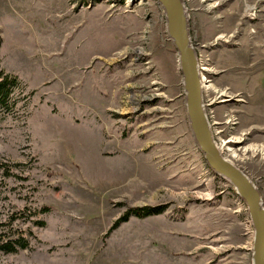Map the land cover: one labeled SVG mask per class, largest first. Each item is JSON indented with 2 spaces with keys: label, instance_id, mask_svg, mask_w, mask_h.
Masks as SVG:
<instances>
[{
  "label": "rangeland",
  "instance_id": "rangeland-1",
  "mask_svg": "<svg viewBox=\"0 0 264 264\" xmlns=\"http://www.w3.org/2000/svg\"><path fill=\"white\" fill-rule=\"evenodd\" d=\"M183 1L204 79L232 96L204 93L214 140L244 138L231 160L264 207V0ZM0 70L20 83L0 114V236L28 240L0 264H253L247 204L196 142L158 0H0Z\"/></svg>",
  "mask_w": 264,
  "mask_h": 264
},
{
  "label": "water",
  "instance_id": "water-1",
  "mask_svg": "<svg viewBox=\"0 0 264 264\" xmlns=\"http://www.w3.org/2000/svg\"><path fill=\"white\" fill-rule=\"evenodd\" d=\"M158 1L165 9L168 33L179 52L193 135L208 166L226 179L247 204L255 230L253 264H264V207L261 193L249 175L234 162L228 161L216 148L204 106L198 57L191 42L186 5L183 0Z\"/></svg>",
  "mask_w": 264,
  "mask_h": 264
},
{
  "label": "trees",
  "instance_id": "trees-1",
  "mask_svg": "<svg viewBox=\"0 0 264 264\" xmlns=\"http://www.w3.org/2000/svg\"><path fill=\"white\" fill-rule=\"evenodd\" d=\"M19 87L20 83L17 81L15 76H12L11 74H7L0 70V114H6L13 111V109L15 108V102L12 101L13 94ZM5 175L9 176V171H6ZM155 212H157L156 208L140 207L131 209L127 213L129 216L134 214L136 216L146 217L154 214ZM0 239V250L5 253L17 252L18 248H26L28 246V240L23 235H20L16 240H4L2 236H0Z\"/></svg>",
  "mask_w": 264,
  "mask_h": 264
},
{
  "label": "bare ground",
  "instance_id": "bare-ground-1",
  "mask_svg": "<svg viewBox=\"0 0 264 264\" xmlns=\"http://www.w3.org/2000/svg\"><path fill=\"white\" fill-rule=\"evenodd\" d=\"M209 69L210 68H208L205 64L199 65V74L203 75V82L201 83L203 96H204V93L207 94V92H209V91H213L214 93H216L218 91L217 88L211 83V81L206 80V78L204 79V77H205V75ZM230 97H232V96L229 95L228 90L223 89V90H219V92H217V95H214L213 100H211V101H213V102L220 101V102L226 103V102L230 101ZM206 114H207V112H206ZM207 117H208V115H207ZM243 140H244V138L242 136H233L229 140H222L221 142H219V144H218V142H215V145H216V148L219 151V153L221 155H223L228 161L233 163L234 161L231 160V159H233L232 157H236L237 159L242 158L243 156H245L246 151L250 150V148H244V149H242L243 154H239V151H238L239 148H237L238 147L237 145H238V143L241 144V142ZM257 149L258 148H255V150H257ZM260 150L264 156V146H262L260 148ZM224 151H226L227 154L225 153V155L227 157H231L230 159L227 158L223 154Z\"/></svg>",
  "mask_w": 264,
  "mask_h": 264
}]
</instances>
